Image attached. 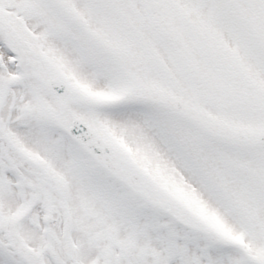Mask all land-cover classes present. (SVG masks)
Instances as JSON below:
<instances>
[{"label": "snow or ice", "instance_id": "1", "mask_svg": "<svg viewBox=\"0 0 264 264\" xmlns=\"http://www.w3.org/2000/svg\"><path fill=\"white\" fill-rule=\"evenodd\" d=\"M0 264H264V0H0Z\"/></svg>", "mask_w": 264, "mask_h": 264}]
</instances>
